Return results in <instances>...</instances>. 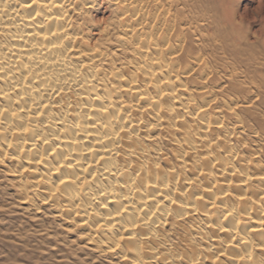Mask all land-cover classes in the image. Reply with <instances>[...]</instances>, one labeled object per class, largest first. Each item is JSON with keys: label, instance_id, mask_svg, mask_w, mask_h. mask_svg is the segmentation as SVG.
<instances>
[{"label": "bare ground", "instance_id": "obj_1", "mask_svg": "<svg viewBox=\"0 0 264 264\" xmlns=\"http://www.w3.org/2000/svg\"><path fill=\"white\" fill-rule=\"evenodd\" d=\"M190 1L0 0L2 206L113 264H264L260 58Z\"/></svg>", "mask_w": 264, "mask_h": 264}, {"label": "rangeland", "instance_id": "obj_2", "mask_svg": "<svg viewBox=\"0 0 264 264\" xmlns=\"http://www.w3.org/2000/svg\"><path fill=\"white\" fill-rule=\"evenodd\" d=\"M105 1L99 0L101 4L97 9L99 12H92L93 17L97 20L100 18L106 19L110 14V7ZM146 1L149 2L151 6L157 3L155 2L156 0ZM190 2V0H160V3H164L162 4L164 5V8H169L171 13H173L175 9H180L179 4H182L183 7L185 5V9L188 10L191 5ZM192 3V5L196 4L198 7H201L200 9L205 11H202L203 13H209V16L212 15L213 17L215 14L213 20H217L216 18H219L218 20H233L235 26L233 25V31L231 30V32H235L232 34H241V41L244 43L242 53L246 55L242 58H245V56L246 58L248 56L250 57L253 53L259 56L260 59L256 61L257 63L259 62L258 65L256 63L253 65L255 68H248L249 70H247L246 74H239L244 69L242 67H239L240 69L236 70L235 73L238 74L237 76L239 77L236 78V81H243L245 76L244 81L246 82H260V80H263L264 0H192ZM211 5L213 9L215 8L214 12L216 13L211 9ZM152 12H155L154 14L157 17L162 16L156 11ZM217 12H219V14H217ZM198 15L200 16V14ZM224 16L226 18H224ZM221 21L220 23H222ZM207 31L208 34L206 32L204 34L209 35L211 31L209 32V29H207ZM216 56L218 61L219 59H222L221 55L218 54ZM228 62L231 63V61ZM219 65L221 66L222 64ZM247 96L251 98L253 95L248 93ZM258 119L264 122V116H258ZM2 188L3 187L0 186V190H2ZM2 201H6V199L0 195V203ZM39 215L36 218H31V216L25 213L16 202L7 204V206H2V204H0V264H113V262L110 263V261L104 260L102 257L98 258L92 254L87 255V249L78 246L73 240L74 238H72V234L67 233L55 222L56 218L49 215ZM43 220L47 221L46 231H44L43 226L40 223ZM49 221H53L54 223L52 224ZM54 224L57 225L54 227ZM41 229L43 231H41ZM58 247L64 250L63 253H58L56 250Z\"/></svg>", "mask_w": 264, "mask_h": 264}]
</instances>
